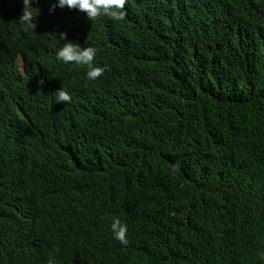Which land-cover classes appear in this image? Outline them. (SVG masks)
<instances>
[{
  "label": "trees",
  "instance_id": "16d2710c",
  "mask_svg": "<svg viewBox=\"0 0 264 264\" xmlns=\"http://www.w3.org/2000/svg\"><path fill=\"white\" fill-rule=\"evenodd\" d=\"M52 2L0 0V264H264V0Z\"/></svg>",
  "mask_w": 264,
  "mask_h": 264
},
{
  "label": "clouds",
  "instance_id": "9594fccd",
  "mask_svg": "<svg viewBox=\"0 0 264 264\" xmlns=\"http://www.w3.org/2000/svg\"><path fill=\"white\" fill-rule=\"evenodd\" d=\"M126 0H54L50 4L49 11L54 12L57 7L69 9H78L86 13L88 18L92 21L101 16H107L114 21L124 19V5ZM23 14L19 18V22L25 32H35L37 27L35 18L39 11L35 12L33 7V0H23ZM59 41H65L63 46L56 52L57 60L64 64H72L82 68H86V78L89 81H94L104 74L107 66H98L94 63L96 56V49L93 47H82L80 43L68 40L67 33L61 31L58 36L55 35ZM22 61V60H20ZM23 69V61L20 63ZM55 101L57 103L71 102V96L64 91L62 87L55 93ZM110 231L113 238L120 242L121 245L127 246L129 243L127 236V225L121 221L119 217H113L110 224ZM261 259H264V253H261Z\"/></svg>",
  "mask_w": 264,
  "mask_h": 264
},
{
  "label": "rangeland",
  "instance_id": "374dc122",
  "mask_svg": "<svg viewBox=\"0 0 264 264\" xmlns=\"http://www.w3.org/2000/svg\"><path fill=\"white\" fill-rule=\"evenodd\" d=\"M20 63H22V61H20Z\"/></svg>",
  "mask_w": 264,
  "mask_h": 264
}]
</instances>
